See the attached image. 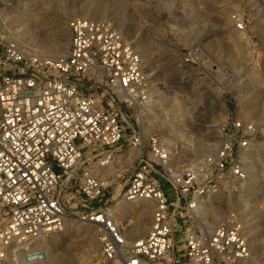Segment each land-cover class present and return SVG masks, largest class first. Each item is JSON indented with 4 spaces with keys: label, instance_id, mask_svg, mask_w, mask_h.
I'll use <instances>...</instances> for the list:
<instances>
[{
    "label": "built area",
    "instance_id": "obj_1",
    "mask_svg": "<svg viewBox=\"0 0 264 264\" xmlns=\"http://www.w3.org/2000/svg\"><path fill=\"white\" fill-rule=\"evenodd\" d=\"M237 26L245 28L243 21ZM68 27L70 44L58 54L31 53L18 40L0 36V261L10 244L35 241L75 220L96 227L106 261L250 264L238 210L228 209L211 228L201 209L206 196L223 187L237 192L247 181L243 157L264 136V123L226 121L218 150L172 176L167 191L155 178L156 166H165L171 156L159 136L136 129L128 135L129 120L92 90L100 87L103 97L144 107L149 78L142 56L110 19L77 16ZM182 56L198 64L204 53L197 46ZM126 144L145 153L120 197L147 199L154 209L150 231L133 241L112 215L117 204L105 201L111 183L85 159L90 152L100 167L107 166L112 148Z\"/></svg>",
    "mask_w": 264,
    "mask_h": 264
},
{
    "label": "rangeland",
    "instance_id": "obj_2",
    "mask_svg": "<svg viewBox=\"0 0 264 264\" xmlns=\"http://www.w3.org/2000/svg\"><path fill=\"white\" fill-rule=\"evenodd\" d=\"M85 2L61 0L63 8L56 11L53 10L56 0H0V36L9 40L18 37L19 43L31 53L58 54L43 49L57 35H61L67 45L70 44L68 21L71 18L84 16L112 20L115 7L125 3L127 25L124 31L112 21L130 41L137 36L141 39L138 52L143 55L142 59L146 56L143 64L149 78V96L144 107H151L164 124L143 113L141 127L138 118L143 107L123 105L112 101L109 95L103 97L100 87L92 90L123 119L129 120L130 124L126 123L128 135L135 129L145 136L155 133L165 147L174 149L167 165L156 166L158 172L155 178L167 191L172 189L171 177L176 174L173 171L180 174L189 165L218 150L222 142L221 128L226 121L241 119L264 123V0H103L109 9L102 16L95 15L94 8L84 9ZM18 17H29L31 20L22 24ZM240 21L244 22V29L238 28ZM133 44L136 47L135 42ZM197 46L204 53L201 62H187L182 56L183 52ZM205 144L211 147L201 149ZM112 149L123 160L131 152L136 154L130 163L118 171H113L110 163L102 166L108 175L98 170V157L88 152L85 159L98 175L106 176L111 183L104 197L106 203L118 206L126 180L145 151L132 144ZM243 162L249 175L247 182L237 192L223 187L222 192L220 190L206 196L202 205L212 203L221 212L219 218L210 223L211 215L204 213L205 209L202 208V220L212 228L223 219L228 209H239L251 252L254 250L251 259L254 264H264V236L258 232L264 227V136L258 135L254 139ZM134 216L136 214L130 215L123 208L119 211L120 220L126 223ZM152 217L153 212L149 218L150 228ZM135 225L132 223L128 226V231ZM91 228L97 243L92 252L88 251L85 243L69 248L68 243L75 236L68 235L66 231H57L23 246L15 254L7 252L0 264H119L103 259L96 227L91 225ZM177 233L184 235L180 226H177ZM136 235L129 233L127 240L133 241ZM254 242L260 245L259 250L254 247ZM183 244L177 243L180 248ZM16 247L18 245L13 248ZM173 257L172 252L167 260Z\"/></svg>",
    "mask_w": 264,
    "mask_h": 264
},
{
    "label": "bare ground",
    "instance_id": "obj_3",
    "mask_svg": "<svg viewBox=\"0 0 264 264\" xmlns=\"http://www.w3.org/2000/svg\"><path fill=\"white\" fill-rule=\"evenodd\" d=\"M57 1V3L55 4L56 6H54V8H53V10H56V11H59L61 8H63L62 7V5H61V0H56ZM126 2V1H125ZM47 3V2H46ZM45 3V4H46ZM80 7V6H79ZM83 8L84 9H92V8H94L95 9V15H99V16H102V15H105L106 14V12L108 11V9H109V5H107L105 2H103V0H86V2H85V4H83ZM126 9H127V7H126V4L125 3H119L116 7H115V9H114V11H113V15L111 16V18H112V20L119 26V28L122 30V31H124V27L127 25V15H126ZM85 15H87V14H85ZM88 16V15H87ZM0 17H1V15H0ZM19 18V20H20V22L22 23V24H24V23H26V22H28V21H30L31 19L28 17H18ZM1 19V18H0ZM2 22V21H1ZM30 28V27H29ZM16 38V37H15ZM18 38V37H17ZM16 38V40H18L19 41V39H17ZM131 42H135V44H136V49L140 52V42H141V39L137 36V37H135V38H133V39H131ZM26 45V44H25ZM68 45H69V43H68ZM67 41L61 36V35H57V36H55V38H54V40L50 43V44H48V46L45 48V49H43L44 51H52V52H54V53H60V52H62L63 50H65L66 48H67ZM28 46V45H27ZM147 49H145V51H146ZM48 54V53H47ZM143 56V55H142ZM145 55H144V57H143V59H145ZM225 72H227L228 73V71H225ZM142 111L143 112H140L139 113V118H138V122H139V124H140V126L141 127H143V117H142V115H143V113H145V115H150L151 117H153V118H155V121H157V122H159V123H162V124H164L163 122H161V119H160V117H158L157 115H155L154 113H153V109L151 108V107H149L148 105L146 106V107H143V109H142ZM153 122V121H152ZM173 129H174V127H172ZM147 130V129H146ZM175 131H176V129H174ZM147 131H149V130H147ZM177 132V134L178 135H180V132L177 130L176 131ZM181 137H182V135H180ZM180 136H178V139H179V137ZM211 146H210V144H205V145H202L201 146V149H209ZM169 151H171L170 153H172L173 154V152H174V149H172L171 147H166ZM212 150V149H211ZM197 151H200V150H197ZM203 152V151H202ZM136 153H134V152H131L124 160H123V158L119 155V154H114L113 155V160H112V162L110 163V166H111V168L113 169V171H118V170H120V169H122L124 166H126L128 163H130V161H132L133 160V157H134V155H135ZM178 160V159H177ZM180 161V160H179ZM178 161V162H179ZM127 162V163H126ZM124 163V164H123ZM177 163V162H176ZM99 164V163H98ZM167 165V164H166ZM170 165V164H169ZM254 169V168H253ZM98 170L101 172V173H103L104 175H108L109 173L106 171H104L103 170V168L102 167H100V166H98ZM173 170H175V169H173ZM112 171V172H113ZM249 171V170H248ZM110 172V171H109ZM179 172V171H178ZM254 172H255V170H254ZM173 173H176V174H178L177 172H174L173 171ZM257 174V173H256ZM258 175V174H257ZM260 176V175H259ZM104 177H106V176H104ZM253 177V176H252ZM261 177V176H260ZM255 178V177H254ZM259 178V177H258ZM112 179H114V178H112ZM256 180H257V178H256ZM261 181H263V179H260ZM247 181H245V183H246ZM252 186V185H251ZM260 186V185H259ZM247 187V186H246ZM119 189H121V186H119ZM252 190V189H251ZM222 192V191H221ZM254 192V191H253ZM215 196V195H214ZM214 196H212L213 198H214ZM226 196V195H225ZM228 196H229V194H228ZM232 196V195H231ZM216 197H218L217 195H216ZM219 198V197H218ZM222 198V197H221ZM227 198V197H226ZM215 199V198H214ZM217 199V198H216ZM215 199V200H216ZM229 199V198H228ZM227 199V200H228ZM120 200V199H119ZM218 200V199H217ZM220 200H222V199H220ZM225 200V199H224ZM224 200H223V203H224ZM231 200V199H230ZM229 200V201H230ZM233 201H234V199H233ZM120 202V201H119ZM219 202H221V201H219ZM236 202V201H235ZM116 203H117V201H116ZM216 203V202H215ZM223 203H221V204H223ZM227 203H228V201H227ZM229 203H231V201L229 202ZM234 203V202H233ZM232 204V203H231ZM235 206V205H234ZM240 206V205H239ZM252 206V205H251ZM218 206H214L212 203L210 204V205H202V208L203 209H205V211H204V213L205 212H207V214L208 215H211V217H212V220L211 221H209L210 223L211 222H215L218 218H219V216H220V209L219 208H217ZM236 207H238V206H236ZM242 207V206H241ZM124 209L125 211H126V213H129L130 215H135L136 214V216H134V219L133 218H131V219H128V221H127V223L126 222H124V221H121L120 220V218H119V211H120V209ZM222 208V207H221ZM254 208H256V207H254ZM247 209V208H246ZM260 209H261V207H260ZM263 209V208H262ZM239 210V209H238ZM241 211H244V209L243 210H241ZM258 211V210H257ZM256 211V212H257ZM153 212V204H152V202L151 201H149V200H147V199H143V200H133V201H121L119 204H118V207H117V209H116V211L115 212H113V216L115 217V219H116V222L120 225V226H122L124 229H125V231H126V235H128L129 233L130 234H140V233H142L143 231H145V229H150V219L149 218H151V213ZM259 212V211H258ZM262 212V211H261ZM260 212V213H261ZM203 213V214H204ZM240 213H242V212H240ZM259 213V214H260ZM202 214V215H203ZM263 214V213H262ZM261 214V215H262ZM206 215V214H205ZM244 215V214H243ZM251 215V214H250ZM254 215V214H253ZM252 215V216H253ZM257 215V214H256ZM261 215H260V218H263V217H261ZM255 216V215H254ZM210 217V218H211ZM257 218V217H256ZM259 218V219H260ZM206 219H207V217H206ZM206 221V220H205ZM254 221V220H253ZM134 224V223H136V225L133 227V228H131L129 231H128V226H130L131 224ZM264 226V225H263ZM260 227H262V226H260ZM259 228V227H258ZM256 230H258L257 228H256ZM61 231H66L67 233H68V235H72V236H75V239L73 240H71V242L70 243H68L69 245H68V247L69 248H74V247H76V246H79L80 244H86L87 245V247L86 248H88V251H90V252H92L95 248V246H96V244H95V232H94V230L91 228V224L90 223H85V222H79V221H75V220H69V221H67V223H66V226L63 228V230H61ZM253 231H254V229H253ZM262 236H264V227L263 228H260V231H258ZM257 231H256V233H258ZM51 233H53V232H51ZM51 233H48V234H51ZM255 233V232H254ZM47 234V235H48ZM46 236V235H45ZM44 237V236H43ZM143 237V236H142ZM145 237V236H144ZM139 238H141V237H139ZM254 238V237H253ZM98 239V238H97ZM253 241H254V239H253ZM98 242V241H97ZM252 242V241H251ZM31 243H33V241H28V242H25V243H13V244H10V246L8 247V249H7V252L9 253V252H11V254H15L16 252H17V250H19V249H21L23 246H28V245H30ZM21 244H23V245H21ZM252 244V243H251ZM254 244V247L256 248V249H258L259 250V246L257 245V242H254L253 243ZM15 245H18V247H16V248H13ZM85 248V249H86ZM252 248V247H251ZM255 249V250H256ZM253 251L254 250H252V252H251V254L253 253ZM251 258H252V256H251ZM250 264H254L253 263V261H250Z\"/></svg>",
    "mask_w": 264,
    "mask_h": 264
},
{
    "label": "crops",
    "instance_id": "obj_4",
    "mask_svg": "<svg viewBox=\"0 0 264 264\" xmlns=\"http://www.w3.org/2000/svg\"><path fill=\"white\" fill-rule=\"evenodd\" d=\"M149 230L148 229H145V231H143L142 233L140 234H137L135 238H139V237H144L148 234Z\"/></svg>",
    "mask_w": 264,
    "mask_h": 264
}]
</instances>
